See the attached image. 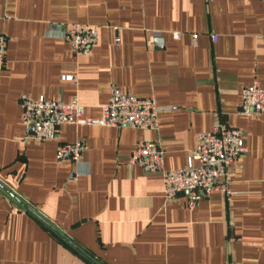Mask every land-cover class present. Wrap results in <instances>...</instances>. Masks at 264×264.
Listing matches in <instances>:
<instances>
[{
	"label": "crops",
	"instance_id": "0c3cea01",
	"mask_svg": "<svg viewBox=\"0 0 264 264\" xmlns=\"http://www.w3.org/2000/svg\"><path fill=\"white\" fill-rule=\"evenodd\" d=\"M68 25L97 29L90 56L62 39ZM0 35V264H264V111L238 115L243 87L264 90V0H0ZM111 86L152 97L157 130L62 125L37 142L22 124V96L76 100L99 119ZM216 121L245 148L229 196L190 210L128 164L138 141H157L165 170L182 169ZM75 142L79 161H57Z\"/></svg>",
	"mask_w": 264,
	"mask_h": 264
},
{
	"label": "built area",
	"instance_id": "2783aa9c",
	"mask_svg": "<svg viewBox=\"0 0 264 264\" xmlns=\"http://www.w3.org/2000/svg\"><path fill=\"white\" fill-rule=\"evenodd\" d=\"M178 40L181 34H173ZM190 38L194 43L196 34ZM62 39L70 46L75 56L87 57L97 44L98 31L94 27L68 25L62 33ZM216 41L214 35L210 36ZM118 42V39L115 40ZM6 38L0 35V74L4 65ZM21 121L26 127H32L30 138L37 142L55 140L57 130L62 125L100 126L107 128L129 127L137 130L156 131L159 109L154 99L137 98L121 94L114 86L110 87L108 102L101 108L99 119L84 117V107L73 100L69 104L60 101L34 100L29 96L20 98ZM264 111V90L257 83L243 87L240 92L238 115L242 119H256ZM86 150L83 142L63 144L58 147L57 161L77 163ZM245 153L242 133L216 121L209 132L197 137L184 168L167 171L164 168V153L157 141H138L128 158L130 166H136L146 174H160L167 201L179 195L186 198V207L193 209L203 198L214 192L229 196L228 185L231 182L234 164ZM231 264V263H229Z\"/></svg>",
	"mask_w": 264,
	"mask_h": 264
},
{
	"label": "water",
	"instance_id": "95a60500",
	"mask_svg": "<svg viewBox=\"0 0 264 264\" xmlns=\"http://www.w3.org/2000/svg\"><path fill=\"white\" fill-rule=\"evenodd\" d=\"M156 43L158 45V47H161L162 45V41L161 39L156 40ZM31 130H33L32 127H30ZM19 204L25 209L27 210L30 214H32L33 216H35L36 218H38L45 226H47L50 230H52L54 233H56L57 235L60 236V238L67 243L71 248H73L76 252H78L79 254H81L84 258L87 259V257L78 249L76 248L74 245H72L68 240H66L63 236H61L60 234H58V232H56L53 228H51L48 224H46L44 221H42L32 210H30L28 207H26L25 205H23L22 203L19 202ZM91 261V260H90ZM92 262V261H91Z\"/></svg>",
	"mask_w": 264,
	"mask_h": 264
}]
</instances>
